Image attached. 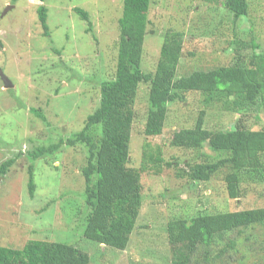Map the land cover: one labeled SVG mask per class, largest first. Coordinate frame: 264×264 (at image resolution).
<instances>
[{"label":"rangeland","instance_id":"obj_1","mask_svg":"<svg viewBox=\"0 0 264 264\" xmlns=\"http://www.w3.org/2000/svg\"><path fill=\"white\" fill-rule=\"evenodd\" d=\"M222 1L152 0L142 69L146 73L155 71L168 30L184 35L178 76L232 65L235 38L248 45L244 56L251 57L254 51L264 54V0H248L250 17L240 23H234ZM122 3L0 0V71L13 84L5 88L0 77V164L16 160L8 174L0 178V246L23 248L30 240H41L72 245L89 255V264H171L165 232L170 219L264 207V184L244 182L240 199L232 200L223 173L197 185L180 177L192 152L171 145L174 132L193 128L201 111L206 112L205 127L212 131L233 128L241 116L231 99L215 97L217 100L208 104L199 92L187 93L183 101L171 103L162 135L147 138L148 85L140 86L128 166L141 168L145 144L154 156L161 149L164 163L157 174L155 169L142 172L145 202L125 251L84 237L89 211L81 175L87 159L84 145L64 146L55 155L32 163L30 155L36 148L80 132L99 106L101 83L113 79L116 72ZM40 5L48 8V39L42 35L37 16ZM74 8L88 12L94 34L87 32V23ZM252 40L259 48L251 47ZM31 109L42 113L49 126ZM252 110L241 118L250 128L260 130L264 113L258 107ZM206 152L210 153L208 149ZM167 163L172 166L167 167ZM31 164L37 185L33 198L28 191ZM228 238L236 240L237 247L226 253V263L264 264V228L233 233L225 241Z\"/></svg>","mask_w":264,"mask_h":264},{"label":"trees","instance_id":"obj_2","mask_svg":"<svg viewBox=\"0 0 264 264\" xmlns=\"http://www.w3.org/2000/svg\"><path fill=\"white\" fill-rule=\"evenodd\" d=\"M40 1L44 3V0ZM122 1L116 72L113 79L101 83L99 106L87 117L80 132L66 140L60 139L58 143L40 146L30 155L33 163L55 155L64 146L73 148L84 145L87 148L86 163L81 169L85 181V203L89 210L84 237L119 251L127 249L145 202L142 172L155 169L157 174L164 163L161 149L154 156L148 152L145 144L141 168L128 166L136 117L135 101L142 84L148 85V109L144 125V136L147 138L162 135L168 106L183 101L190 92L204 94L208 104L215 102V97L231 99L232 106L241 116L255 107L264 113V54L254 51L251 57L244 56L248 45L235 38V62L232 65L200 69L186 76H178L184 35L168 30L163 35L155 71L146 73L142 69V59L152 0ZM205 1L217 4L219 0ZM222 2L234 23L250 17L248 0ZM73 11L87 23V32L93 33L88 12L81 8H74ZM37 16L43 37L51 38L48 8L40 5ZM251 47L256 49L259 45L252 40ZM31 113L49 126L42 113L35 109H31ZM205 116L206 112L201 111L193 128L177 130L172 136L173 147L192 152L191 158L185 161V170L180 177H186L197 185L209 183L223 173L228 197L238 200L244 182L264 184V127L252 129L240 116L233 128L212 131L205 127ZM207 149L210 153L206 152ZM15 162V159H9L0 164V178L8 174ZM165 165L172 166L171 163ZM28 174V191L33 198L37 189L34 164L29 166ZM257 226L264 228V207L170 219L165 232L172 254L171 264H228L223 258L229 250H236L237 242L230 238L225 241L226 237L233 233L241 235L245 230ZM89 262L88 254L72 245L58 242L30 240L23 248L0 246V264Z\"/></svg>","mask_w":264,"mask_h":264},{"label":"water","instance_id":"obj_3","mask_svg":"<svg viewBox=\"0 0 264 264\" xmlns=\"http://www.w3.org/2000/svg\"><path fill=\"white\" fill-rule=\"evenodd\" d=\"M0 77H1V80L3 81L5 88L10 89L13 87L12 82L9 80V78L2 71H0Z\"/></svg>","mask_w":264,"mask_h":264}]
</instances>
